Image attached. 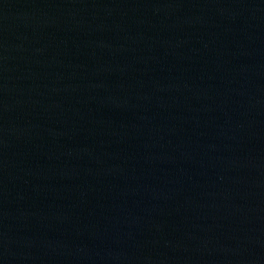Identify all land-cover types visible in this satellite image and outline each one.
<instances>
[{
	"label": "water",
	"instance_id": "obj_1",
	"mask_svg": "<svg viewBox=\"0 0 264 264\" xmlns=\"http://www.w3.org/2000/svg\"><path fill=\"white\" fill-rule=\"evenodd\" d=\"M0 264H264V0H0Z\"/></svg>",
	"mask_w": 264,
	"mask_h": 264
}]
</instances>
